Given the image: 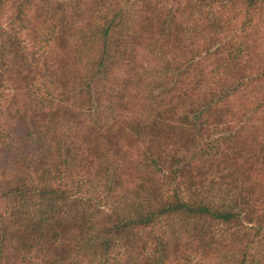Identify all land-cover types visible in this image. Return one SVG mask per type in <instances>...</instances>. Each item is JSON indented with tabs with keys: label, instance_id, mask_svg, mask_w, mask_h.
<instances>
[{
	"label": "trees",
	"instance_id": "1",
	"mask_svg": "<svg viewBox=\"0 0 264 264\" xmlns=\"http://www.w3.org/2000/svg\"><path fill=\"white\" fill-rule=\"evenodd\" d=\"M0 264H264V0H0Z\"/></svg>",
	"mask_w": 264,
	"mask_h": 264
}]
</instances>
